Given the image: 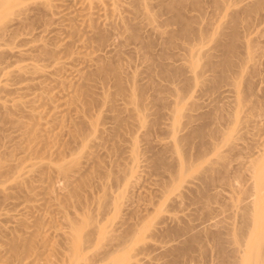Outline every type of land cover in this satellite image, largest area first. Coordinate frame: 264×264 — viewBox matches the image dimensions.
<instances>
[{
  "label": "rangeland",
  "instance_id": "1",
  "mask_svg": "<svg viewBox=\"0 0 264 264\" xmlns=\"http://www.w3.org/2000/svg\"><path fill=\"white\" fill-rule=\"evenodd\" d=\"M263 166L264 0H0V264H242Z\"/></svg>",
  "mask_w": 264,
  "mask_h": 264
},
{
  "label": "bare ground",
  "instance_id": "2",
  "mask_svg": "<svg viewBox=\"0 0 264 264\" xmlns=\"http://www.w3.org/2000/svg\"><path fill=\"white\" fill-rule=\"evenodd\" d=\"M226 46H229V45L227 44ZM258 177H259V184H260V189H261L264 186V166L260 169ZM262 202H264V199H262ZM259 211H258L259 213L257 212L258 213L257 215L255 214L257 217L255 216L256 220H255V223H253V225L258 226V228L260 227L259 229H261V230L258 233L257 239L261 240V239H264V209L262 211L261 210H259ZM242 214H245V213L242 212ZM245 215H247V213ZM247 216H245V217H247ZM241 223H244V222H241ZM234 229H235V234H233V238H234L235 241H237V243L241 244L242 240H241V238L238 235H239V233H241L242 230L239 231L240 227L239 228H234ZM256 229H257V227H256ZM231 230H233V229H231ZM243 231H244V228H243ZM228 233H230V229H229ZM220 235H221V233H220ZM212 239L214 241V245H215L216 250H217L216 253H218V256L221 257L220 261L225 262L224 261V252L225 251H224V247H223L224 246V243H223L224 240L221 239L220 236L218 237V235H214L212 237ZM262 241H263V245H264V240H262ZM257 242L252 244V246L250 247V249L248 250L247 253L244 252L245 255L242 256V258H243L242 264H256V263H263L264 262V248L258 249V247H255L256 244L258 246H260ZM259 242H261V241H259Z\"/></svg>",
  "mask_w": 264,
  "mask_h": 264
}]
</instances>
